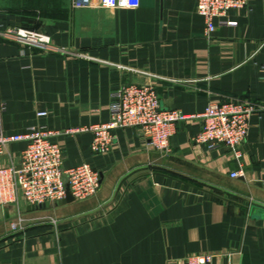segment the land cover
<instances>
[{"label":"crops","instance_id":"0c3cea01","mask_svg":"<svg viewBox=\"0 0 264 264\" xmlns=\"http://www.w3.org/2000/svg\"><path fill=\"white\" fill-rule=\"evenodd\" d=\"M196 7L197 0H135L132 9L0 0V133L44 128L62 148L64 169L86 164L101 176L86 201L17 208L30 221L58 213L56 227L15 233L14 206L0 207V264H179L202 255L212 264H264V0L216 19L209 37ZM7 30L42 35L49 46L9 40ZM145 82L163 111L186 116L212 102L252 104L241 158L195 143L198 117L176 125L167 155L135 128L117 130L108 154H92L87 129L109 121L114 92ZM25 148L10 144L0 167L17 166Z\"/></svg>","mask_w":264,"mask_h":264},{"label":"built area","instance_id":"2783aa9c","mask_svg":"<svg viewBox=\"0 0 264 264\" xmlns=\"http://www.w3.org/2000/svg\"><path fill=\"white\" fill-rule=\"evenodd\" d=\"M247 2L248 0H197L196 10L204 19L206 36L215 32L216 19L224 18L232 10L244 8ZM73 5L75 8L87 7L89 0H73ZM101 6L107 9H132L135 7V0H101ZM3 36L30 47L45 49L49 46L48 38L25 30H7ZM3 110L4 105L0 103V111ZM255 112L256 108L249 102L236 100L227 103L212 102L200 116H186L178 111H163L151 83L125 85L113 94L109 106V121L87 129L93 134L90 150L95 155L108 154L113 147L114 133L117 130L135 128L148 146L161 155H167L176 125L198 117L202 121V127L194 139L195 143L204 145L209 150L224 146L238 160L242 156L240 147L248 137L250 120ZM37 116L45 117L46 113ZM51 136L52 132L36 127L23 135L7 136L0 133V156L10 144L26 143L17 166L0 167V207L18 208L20 203L35 208L46 203L53 206L65 198L66 186L75 202L86 201L97 194L100 174L86 164L64 169L62 148L50 141ZM241 175L238 172L231 174V177ZM212 262L213 256L202 255L187 258L179 264Z\"/></svg>","mask_w":264,"mask_h":264},{"label":"rangeland","instance_id":"374dc122","mask_svg":"<svg viewBox=\"0 0 264 264\" xmlns=\"http://www.w3.org/2000/svg\"><path fill=\"white\" fill-rule=\"evenodd\" d=\"M14 211H12V213H14V216L13 217L15 220H13L12 222H10V227H13L15 226L14 224H16V231L14 229V232L15 233H18V234H23L22 232L24 231L25 229V226H29V225H35V224H44V223H49L51 226L53 227H56L58 226V223L61 221L59 218H60V215H58V213H55L54 215H48V214H45V213H41V214H38V215H35L34 219H32L31 221L29 219H27L28 217H26V214L23 213V211H19L16 207H13L12 208ZM19 212H20V215H21V219H19ZM13 230V229H12ZM5 242V241H4Z\"/></svg>","mask_w":264,"mask_h":264},{"label":"water","instance_id":"95a60500","mask_svg":"<svg viewBox=\"0 0 264 264\" xmlns=\"http://www.w3.org/2000/svg\"><path fill=\"white\" fill-rule=\"evenodd\" d=\"M75 200L74 198L71 196L70 194V191H69V187L66 186V195H65V198L62 200V201H59L57 202V206H65V205H70L72 203H74ZM49 209L50 208V205L48 203L44 204L43 206L39 207V208H35V207H30L28 206L27 207V210L30 212V211H34V210H37V209Z\"/></svg>","mask_w":264,"mask_h":264}]
</instances>
